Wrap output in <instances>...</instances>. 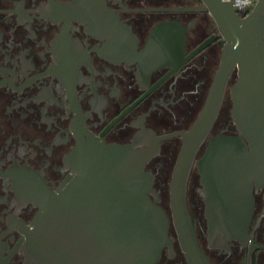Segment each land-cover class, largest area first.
Instances as JSON below:
<instances>
[{
    "label": "flooded vegetation",
    "instance_id": "1",
    "mask_svg": "<svg viewBox=\"0 0 264 264\" xmlns=\"http://www.w3.org/2000/svg\"><path fill=\"white\" fill-rule=\"evenodd\" d=\"M223 44L201 0H0V264L33 263L24 250L32 221L45 201L76 190L101 143L157 146L145 168L169 215L179 132L199 116ZM236 78L234 67L195 160L211 136L236 134ZM201 187L193 164L186 200L209 261L264 264L263 192L247 236L213 248ZM168 233L158 264H188L171 220Z\"/></svg>",
    "mask_w": 264,
    "mask_h": 264
},
{
    "label": "water",
    "instance_id": "2",
    "mask_svg": "<svg viewBox=\"0 0 264 264\" xmlns=\"http://www.w3.org/2000/svg\"><path fill=\"white\" fill-rule=\"evenodd\" d=\"M201 1L224 44L199 116L179 132L183 142L169 181L170 214L158 203L153 175L145 168L157 146L138 150L101 143L82 163L76 190L45 201L32 221L24 247L32 264H158L173 241L170 220L188 264H212L197 240L186 200L193 164L200 175L208 246L227 247L230 240L247 236L254 192H263L264 203V0L241 8L234 0ZM234 67L231 118L236 134L211 136L195 160Z\"/></svg>",
    "mask_w": 264,
    "mask_h": 264
},
{
    "label": "built area",
    "instance_id": "3",
    "mask_svg": "<svg viewBox=\"0 0 264 264\" xmlns=\"http://www.w3.org/2000/svg\"><path fill=\"white\" fill-rule=\"evenodd\" d=\"M254 2V0H241L239 3L237 2L238 4V8H241L243 6H246V5H252Z\"/></svg>",
    "mask_w": 264,
    "mask_h": 264
},
{
    "label": "bare ground",
    "instance_id": "4",
    "mask_svg": "<svg viewBox=\"0 0 264 264\" xmlns=\"http://www.w3.org/2000/svg\"><path fill=\"white\" fill-rule=\"evenodd\" d=\"M241 0H234V4H237V2L239 3Z\"/></svg>",
    "mask_w": 264,
    "mask_h": 264
},
{
    "label": "rangeland",
    "instance_id": "5",
    "mask_svg": "<svg viewBox=\"0 0 264 264\" xmlns=\"http://www.w3.org/2000/svg\"><path fill=\"white\" fill-rule=\"evenodd\" d=\"M255 1H256V0H254L253 4L255 3ZM253 4H252V5H253Z\"/></svg>",
    "mask_w": 264,
    "mask_h": 264
}]
</instances>
